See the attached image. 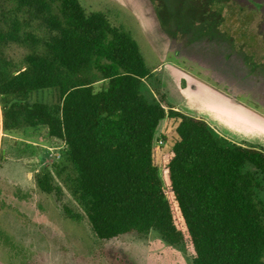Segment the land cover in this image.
<instances>
[{
  "label": "trees",
  "instance_id": "1",
  "mask_svg": "<svg viewBox=\"0 0 264 264\" xmlns=\"http://www.w3.org/2000/svg\"><path fill=\"white\" fill-rule=\"evenodd\" d=\"M15 45L27 51L20 68ZM151 75L131 34L79 0H0L4 129L45 127L66 145L37 187L65 189L101 240L157 230L193 264H264V148L228 140L164 95L150 101ZM42 92L54 101L34 99ZM166 121L177 125L167 151Z\"/></svg>",
  "mask_w": 264,
  "mask_h": 264
},
{
  "label": "rangeland",
  "instance_id": "2",
  "mask_svg": "<svg viewBox=\"0 0 264 264\" xmlns=\"http://www.w3.org/2000/svg\"><path fill=\"white\" fill-rule=\"evenodd\" d=\"M79 1L87 14H105L136 40L152 71L143 86L150 101L164 95L169 106L179 105L180 85L188 83L180 84L183 72L262 115L235 112L229 134L235 143L264 148V0ZM152 24L165 40L160 42ZM166 44L163 59L157 50ZM26 53L16 45L7 50L19 68ZM34 99L52 102L54 95L42 92ZM185 99L183 110L211 114L206 97ZM176 126L166 121L158 130L157 137L167 138L161 146L166 151L173 146ZM65 152L64 142L45 127L6 132L0 106V264H193L182 245L170 244L157 230L101 240L65 189L61 194L42 192L37 176L54 173ZM259 178L258 195L264 202V177Z\"/></svg>",
  "mask_w": 264,
  "mask_h": 264
},
{
  "label": "crops",
  "instance_id": "3",
  "mask_svg": "<svg viewBox=\"0 0 264 264\" xmlns=\"http://www.w3.org/2000/svg\"><path fill=\"white\" fill-rule=\"evenodd\" d=\"M120 1V0H119ZM156 24H152V30L159 36L158 29L156 30ZM160 37V36H159ZM167 39V38H166ZM165 40V38L160 37V42ZM158 53L165 58L167 51H169V48H163L161 50H157ZM155 72V71H154ZM182 78L180 80V84L182 80H186L187 86L181 87V91L183 92L182 102L179 103V105H176V109L193 117L202 118L205 121H207L212 127L213 125L217 126V128L227 137L232 138V141L235 140L232 135L229 133V125H234V119L236 117L235 112L241 113V114H248L252 116V114L257 116H262L258 114L255 110H252L245 105L240 104L234 98L230 97L223 91L216 89L210 85L204 84L202 82H199L197 80H193L192 77L182 72L180 75ZM188 78V80L186 78ZM192 84H195L193 87L189 86ZM193 96V97H206L208 101H210L212 104H210L211 109L209 112L211 114L203 115L201 113H198L197 115H193L191 111H188L187 109H182L186 105V99L185 96ZM256 116V117H257ZM255 117V116H254ZM264 117V116H263Z\"/></svg>",
  "mask_w": 264,
  "mask_h": 264
},
{
  "label": "built area",
  "instance_id": "4",
  "mask_svg": "<svg viewBox=\"0 0 264 264\" xmlns=\"http://www.w3.org/2000/svg\"><path fill=\"white\" fill-rule=\"evenodd\" d=\"M162 145H163V140L160 139V140L157 142V144H156V149H155L156 153H159V151H160Z\"/></svg>",
  "mask_w": 264,
  "mask_h": 264
}]
</instances>
